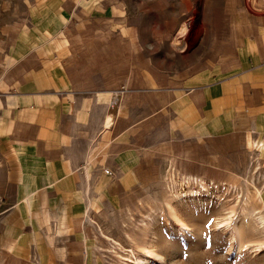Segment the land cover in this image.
<instances>
[{
  "label": "crops",
  "instance_id": "0c3cea01",
  "mask_svg": "<svg viewBox=\"0 0 264 264\" xmlns=\"http://www.w3.org/2000/svg\"><path fill=\"white\" fill-rule=\"evenodd\" d=\"M255 1L0 0V264H90L88 214L160 165L264 170Z\"/></svg>",
  "mask_w": 264,
  "mask_h": 264
},
{
  "label": "rangeland",
  "instance_id": "374dc122",
  "mask_svg": "<svg viewBox=\"0 0 264 264\" xmlns=\"http://www.w3.org/2000/svg\"><path fill=\"white\" fill-rule=\"evenodd\" d=\"M250 1L244 5L252 10L256 7L251 9ZM257 2L264 11V0ZM201 8H193L180 27L187 32L188 46L206 26ZM123 204L88 214L87 242L96 254L90 264H137L140 245H150L158 253L142 255L146 262L141 264H264V170L260 168L184 176L170 164L160 165Z\"/></svg>",
  "mask_w": 264,
  "mask_h": 264
},
{
  "label": "bare ground",
  "instance_id": "6f19581e",
  "mask_svg": "<svg viewBox=\"0 0 264 264\" xmlns=\"http://www.w3.org/2000/svg\"><path fill=\"white\" fill-rule=\"evenodd\" d=\"M169 207H171V206L169 205ZM170 212L172 213V215L176 218V220L180 223V225L182 227H185L186 226V223L180 218V216L178 215V212L176 211V209H174L173 207H171L170 208ZM140 246H141L140 247L141 254L143 256L146 257V256H156V255H158V253L155 252V250L153 249L154 247H152L150 245L149 246L148 245H140ZM142 255L137 256V257L135 256L136 257V263L137 264H141L144 261L145 257H142ZM144 262H146V261H144Z\"/></svg>",
  "mask_w": 264,
  "mask_h": 264
},
{
  "label": "built area",
  "instance_id": "2783aa9c",
  "mask_svg": "<svg viewBox=\"0 0 264 264\" xmlns=\"http://www.w3.org/2000/svg\"><path fill=\"white\" fill-rule=\"evenodd\" d=\"M245 2H248V0H247V1L245 0ZM245 4H246V3H245ZM251 9H252V8H251ZM105 171L108 172V170H105Z\"/></svg>",
  "mask_w": 264,
  "mask_h": 264
}]
</instances>
